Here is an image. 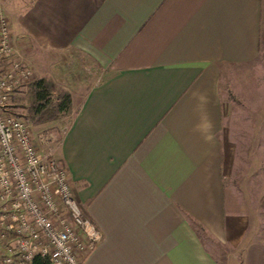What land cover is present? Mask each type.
Returning <instances> with one entry per match:
<instances>
[{
  "label": "crops",
  "instance_id": "crops-1",
  "mask_svg": "<svg viewBox=\"0 0 264 264\" xmlns=\"http://www.w3.org/2000/svg\"><path fill=\"white\" fill-rule=\"evenodd\" d=\"M0 8L27 64L29 38L105 70L81 96L66 90L70 118L57 144L38 140L67 167L76 201L102 231L93 249L76 251L82 264H218L216 246L241 253L236 264H264V186L244 191L235 181L250 148L264 155V0ZM232 65L245 66L233 94L223 88Z\"/></svg>",
  "mask_w": 264,
  "mask_h": 264
},
{
  "label": "built area",
  "instance_id": "built-area-1",
  "mask_svg": "<svg viewBox=\"0 0 264 264\" xmlns=\"http://www.w3.org/2000/svg\"><path fill=\"white\" fill-rule=\"evenodd\" d=\"M31 78L0 8V262L30 264L40 256L50 264H80L76 251L93 249L103 234L76 201L67 167L40 149L38 140L49 137L34 134L9 107Z\"/></svg>",
  "mask_w": 264,
  "mask_h": 264
},
{
  "label": "rangeland",
  "instance_id": "rangeland-1",
  "mask_svg": "<svg viewBox=\"0 0 264 264\" xmlns=\"http://www.w3.org/2000/svg\"><path fill=\"white\" fill-rule=\"evenodd\" d=\"M21 53L27 58V62L31 68L32 78L36 77L37 75L36 69L39 70L38 74H42L48 78L49 82L51 83L50 94L52 98L58 94L57 91L59 90H68L75 96H81L87 87L93 85L105 75V70L101 68L95 60L89 58L85 54L69 50H62L59 52L41 51L37 49L35 44H33L29 38L27 39L25 48L24 50L22 49ZM1 64L5 65L4 62ZM229 68V79L228 81L226 79V82L223 83V88H225L224 86L226 85V90H228V93L231 92L233 94L231 85H233L236 80L238 81L240 76L244 73L245 66L232 65L229 66ZM30 80H28V82ZM27 90L26 84L20 92L16 93L11 98L9 107L11 108L12 112L23 116L26 119L34 134L40 132L45 138L46 134L48 133L50 135H48V145L49 147H53L57 144L64 127L69 121L70 115L68 114V111L59 113L55 118H52L56 119L53 126L39 127L38 129L34 124H38L46 120L36 121L35 116L31 115L32 113L29 108L31 96ZM49 120L50 119H48V121ZM44 143L47 142L44 141ZM45 147L46 146L44 145V148ZM248 151V154H246L248 158H244L242 163H240V169H238L236 173L237 176L235 177V181L238 186H242L244 191L246 190V185H253L258 188V191H260V186H264V155L262 156V154H260V148L256 146L250 148ZM239 155L245 156V153L243 152ZM254 199H256V201L259 200V194L255 195ZM251 210L255 217L257 215L258 219L264 218L260 214V211L255 215L254 206L253 208L251 207ZM216 247L218 264H236L239 262V260L242 263L241 253L228 252V250L223 247ZM2 250L3 241L0 240V256ZM79 257L80 255L76 258L77 261H79Z\"/></svg>",
  "mask_w": 264,
  "mask_h": 264
},
{
  "label": "trees",
  "instance_id": "trees-1",
  "mask_svg": "<svg viewBox=\"0 0 264 264\" xmlns=\"http://www.w3.org/2000/svg\"><path fill=\"white\" fill-rule=\"evenodd\" d=\"M27 91L31 96L29 108L36 121L55 118L70 108V94L66 90L57 91L52 98L51 83L44 77H34L27 83ZM199 225V224H198ZM82 264L81 262H79ZM30 264H50L44 257L34 256Z\"/></svg>",
  "mask_w": 264,
  "mask_h": 264
}]
</instances>
